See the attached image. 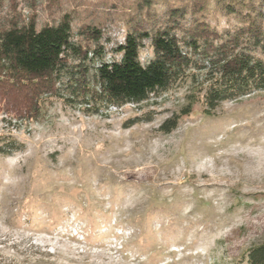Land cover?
I'll list each match as a JSON object with an SVG mask.
<instances>
[{
	"label": "rangeland",
	"instance_id": "rangeland-1",
	"mask_svg": "<svg viewBox=\"0 0 264 264\" xmlns=\"http://www.w3.org/2000/svg\"><path fill=\"white\" fill-rule=\"evenodd\" d=\"M121 1L5 0L0 20L40 28L72 12L75 29L103 24L109 49L123 40ZM188 89L98 116L42 95L10 124L0 102V139L14 140L0 155V264H245L264 244V92L184 116Z\"/></svg>",
	"mask_w": 264,
	"mask_h": 264
},
{
	"label": "trees",
	"instance_id": "trees-1",
	"mask_svg": "<svg viewBox=\"0 0 264 264\" xmlns=\"http://www.w3.org/2000/svg\"><path fill=\"white\" fill-rule=\"evenodd\" d=\"M165 2L163 11L155 10ZM168 2L121 1L123 40L109 49L103 24L75 29L72 12L40 28L19 16L0 20V102L11 116L4 120L33 117L42 95L98 116L187 84L185 116L197 102L208 115L222 103L264 92V0ZM209 16L227 19L226 26L218 29ZM144 51L150 58L142 62ZM179 118L159 131L170 134ZM13 144L0 139V155L8 156ZM243 261L264 264V244L251 247Z\"/></svg>",
	"mask_w": 264,
	"mask_h": 264
}]
</instances>
